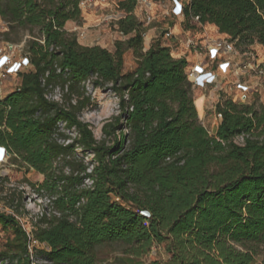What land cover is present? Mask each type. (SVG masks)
Wrapping results in <instances>:
<instances>
[{
  "label": "trees",
  "instance_id": "obj_1",
  "mask_svg": "<svg viewBox=\"0 0 264 264\" xmlns=\"http://www.w3.org/2000/svg\"><path fill=\"white\" fill-rule=\"evenodd\" d=\"M81 1L0 0L3 37L26 31L23 56L30 62L12 73L20 82L0 96V145L12 163L43 176L30 185L54 195L60 212L39 219L30 238L15 216L21 192L13 194V213L0 209V228L11 234L0 261L146 264L141 256L164 243L167 260L149 264H264V105L255 97L222 96L210 134L198 119L186 57L174 56L159 37L144 49L146 27L134 14L138 0L117 1L122 16L115 23L126 38L113 51L82 45L66 30L67 21L80 19ZM191 15L216 26L240 51L264 46V0H188L183 22ZM126 49L133 50L135 66L123 71ZM89 78L93 89L118 98L99 140L80 119L92 105ZM65 85L66 106L46 99L48 86ZM60 120L78 131L70 144L52 137ZM240 134L243 143L235 141ZM76 146L93 153L90 173ZM86 177L91 188L81 187ZM32 239L39 245L30 252ZM112 245L122 254L101 261L102 249Z\"/></svg>",
  "mask_w": 264,
  "mask_h": 264
},
{
  "label": "rangeland",
  "instance_id": "obj_2",
  "mask_svg": "<svg viewBox=\"0 0 264 264\" xmlns=\"http://www.w3.org/2000/svg\"><path fill=\"white\" fill-rule=\"evenodd\" d=\"M118 0H82L79 4L81 17L78 20H70L65 23V28L69 32H74L77 40L82 45H99L110 51L114 50L116 40H124L126 36L122 35L115 23L119 18L121 11L117 8ZM173 0H146L139 2L134 14L141 21H144L146 30L143 34V46L147 49L153 39L161 38V43L171 48V53L178 56H185L189 66L195 63H201L206 69L212 70L216 74V82L205 87L192 88V96L196 105L198 119L210 134H214L220 121L219 114L215 110L216 103L223 97H229L233 100H242V92L237 88V83H243L248 86L259 85L264 82V66L261 62L264 60V47L261 44L253 46L252 55L234 54L230 56L231 66L226 73L217 70L218 60H210L207 55L198 53V49L189 48L186 45L187 39H193L201 45L205 39H215L224 37L225 34L218 32L216 26L205 23L196 26L190 22H183L182 16H174L167 11L171 8ZM177 27L178 31H174ZM7 30L6 23L0 18V53L6 52L13 60H19L23 56L25 43L29 35L26 31H19L12 35L11 40L3 37V32ZM170 30L173 35L166 37L164 32ZM124 65L123 71L130 70L135 66V54L132 49H126L123 53ZM256 59L261 66L248 69V61ZM246 66V67H245ZM262 71V72H261ZM20 82V75L6 74L0 70V93L10 91ZM86 92L92 98V105L85 109L81 119L89 122L93 134L97 140L102 138L101 126L113 114L117 113V99L113 93L106 88H92L86 86ZM247 100L257 98V102L264 105V89L260 88L258 93H246ZM203 100V104H202ZM202 104V106H201ZM43 176L33 169H26L24 166L12 163L11 158L6 163L0 165V209L10 212L12 209L8 201L13 194L19 193L24 188L35 182H40ZM23 194L20 197L22 204ZM19 223L26 229L30 228L31 223L24 215L22 205L18 209ZM23 228V227H22ZM10 232L0 228V249ZM165 244H154L151 250L141 256L146 264L153 259L167 260L168 254L165 251ZM264 251V248H263ZM121 250L117 245L104 247L100 253V260L111 262L115 255H121ZM261 256L257 258L260 259Z\"/></svg>",
  "mask_w": 264,
  "mask_h": 264
},
{
  "label": "built area",
  "instance_id": "obj_3",
  "mask_svg": "<svg viewBox=\"0 0 264 264\" xmlns=\"http://www.w3.org/2000/svg\"><path fill=\"white\" fill-rule=\"evenodd\" d=\"M146 2V0H138L137 4L139 2ZM188 2V0H173L171 8L167 11V13H170L174 16H182V20H185V5ZM122 16V12L118 17ZM189 22L198 26H202V24L199 20L198 16H190ZM164 35L166 37H171L173 33L170 30H166L164 32ZM186 45L189 48H196L198 49V53H202L207 55V58L210 60H215L217 59V70L220 71L221 73H226L229 70V67L231 66V61L230 56L239 54L242 52L243 54H248L250 57L253 58L252 55V50H247V51H240L234 44V42L230 41L227 36L225 35L224 37H217L215 39H205L201 45L196 43L193 39H187L186 40ZM264 47V46H263ZM146 50V49H145ZM29 60L27 57L22 56L19 60H13L9 54L6 52L0 53V70H4L6 74H12L16 73L17 71L23 69L24 67L29 66ZM261 65L264 66V60L261 62ZM260 64L257 63L256 59L248 61V69H254L259 66ZM246 67V66H245ZM262 72V71H261ZM95 76H92L91 78H94ZM187 77L189 82L191 83V86L193 85L194 87H205L211 84H214L216 82V74L214 71L206 69L205 66L201 63H195L192 66H189L187 70ZM87 79L85 82V85L88 86L90 84V79ZM237 88L240 89L242 92H248V93H258L260 91V88L264 89V82L260 83L259 85L255 86H248L243 83H237ZM66 85L61 88L60 86H48L45 91V97L49 101L57 102L59 104H64L63 102V95L66 91ZM246 93L242 94V100L241 101H246L247 100V95ZM115 98H118L115 94H113ZM75 98L71 99V103L75 104ZM118 110V104L117 108ZM82 116V114H81ZM80 116V119H81ZM219 117L221 115L219 114ZM82 120V119H81ZM78 131L74 126L68 127L66 122L64 120H60L56 124L55 131L52 135L53 139L56 140L57 143L62 144V145H67L70 144L73 139L78 137ZM235 141L238 143H243L244 141V135L240 134L236 136ZM82 149L79 146L75 147V153L76 156H82L84 159V162L87 166L86 171L90 173L93 169V166L96 164L95 161H93V153H85L82 154ZM69 157V156H65ZM11 158V153L2 145H0V165L6 163L8 159ZM61 159V156L57 158V161ZM64 172L68 173L69 168L67 166L64 167ZM93 186V179L91 177H86L83 179V182L81 184V187L83 188H91ZM29 189L26 190L24 186L22 189L19 191L21 194H23V197L25 198L22 199V209L23 213L26 216V218L30 221L31 226L30 228H25L24 226L23 229L25 232L28 234L30 238H32V229L37 223V221L41 218H51L53 216H59L60 212L54 207L53 201L55 199L54 195H49L47 193H43L42 190L39 192L37 189L28 186ZM11 213H13V209L10 210ZM16 218L19 221V215L15 214ZM38 246L39 243L36 240H31L30 244L28 245L29 251L32 252V246ZM0 264H8V260H3L0 261ZM31 264H51L50 261L44 260L40 257H31Z\"/></svg>",
  "mask_w": 264,
  "mask_h": 264
},
{
  "label": "crops",
  "instance_id": "obj_4",
  "mask_svg": "<svg viewBox=\"0 0 264 264\" xmlns=\"http://www.w3.org/2000/svg\"><path fill=\"white\" fill-rule=\"evenodd\" d=\"M174 31H178V28L175 27L174 28ZM7 92H9V91L4 92L3 94L0 93V96H4ZM202 104H203V100H202ZM202 104H201V106H202Z\"/></svg>",
  "mask_w": 264,
  "mask_h": 264
}]
</instances>
